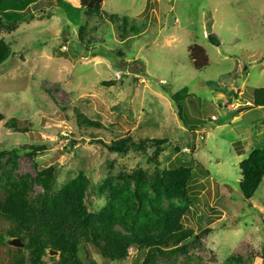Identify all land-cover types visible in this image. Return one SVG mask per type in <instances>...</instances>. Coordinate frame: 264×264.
Instances as JSON below:
<instances>
[{
	"label": "rangeland",
	"instance_id": "rangeland-1",
	"mask_svg": "<svg viewBox=\"0 0 264 264\" xmlns=\"http://www.w3.org/2000/svg\"><path fill=\"white\" fill-rule=\"evenodd\" d=\"M3 13L26 20L17 31L0 33L13 51L0 66V151L18 149V175L55 167L62 185L83 172L90 180L88 210L97 212L107 203L99 193L107 178L154 167L149 148L122 155L94 140L168 139L159 170L193 168L194 197L183 223L198 239L189 254L204 264L252 254L246 264H264V178L251 207L240 189V163L262 147L255 135L263 130L264 107L248 102L264 87V0H104L100 17L88 21L95 49L77 46L87 20L79 0L12 5ZM124 17L139 35L120 37ZM192 45L206 51L202 70L190 60ZM183 89L179 104L193 131L167 94ZM232 103L238 106L229 109ZM77 111L102 128L79 131ZM11 118L28 123L29 132L7 128ZM28 146L45 149L33 154ZM129 253L123 264H134L136 248ZM90 254L96 264H108L93 249Z\"/></svg>",
	"mask_w": 264,
	"mask_h": 264
},
{
	"label": "trees",
	"instance_id": "trees-1",
	"mask_svg": "<svg viewBox=\"0 0 264 264\" xmlns=\"http://www.w3.org/2000/svg\"><path fill=\"white\" fill-rule=\"evenodd\" d=\"M40 1L43 0H0V33H13L26 23L17 14L5 15V9ZM103 3L104 0H79V8L87 20L79 25L78 47L82 44L87 49H95L94 45L99 44L91 35L95 28H88V21L100 17ZM58 5L69 9L60 1ZM117 29L121 38L129 33L140 34V29L130 25L126 17L117 24ZM117 54L123 57L122 52ZM12 55L11 44L0 39V66ZM189 57L197 70L208 65L206 51L200 46H190ZM184 91L167 94L177 104L179 119L193 131L197 127L184 118L182 103L179 104L178 96ZM249 103L264 107V87L254 91ZM3 120L0 114V122ZM77 121L79 131L102 128L99 122L78 111ZM6 126L17 133L30 130L28 123L17 118H11ZM94 142L102 144L110 153L122 155L131 151L146 153L149 148L153 154L147 162L154 167L152 172L139 168L107 178L99 187L107 203L97 212L88 210L86 195L90 180L83 172L62 185L57 183L59 171L55 167L38 171L36 176L18 175V149L0 151V264H46L44 259L49 249L59 253L51 258V264H96L91 259V249L108 264H123L130 257L132 247L137 250L134 264H204L189 254L190 244L198 238L183 223L194 197L191 194L193 168L187 165L163 171L158 168V158L167 149L168 139L145 138L136 142L132 137H125L110 143L99 139ZM28 149L34 154L45 148L28 146ZM34 168L37 170V166ZM240 170V189L251 207V200L264 178V146L253 150L240 163ZM36 187L41 191H36ZM10 237L20 239L24 247L7 246L5 240ZM252 256L232 255L223 264H246Z\"/></svg>",
	"mask_w": 264,
	"mask_h": 264
},
{
	"label": "water",
	"instance_id": "water-1",
	"mask_svg": "<svg viewBox=\"0 0 264 264\" xmlns=\"http://www.w3.org/2000/svg\"><path fill=\"white\" fill-rule=\"evenodd\" d=\"M213 43L215 44H218V42L216 40L213 41ZM5 244L9 247H12V248H23L24 247V244L20 241V239L18 238H7L5 240ZM48 255L51 256V257H56L59 255L58 252L56 251H53L51 249L48 250Z\"/></svg>",
	"mask_w": 264,
	"mask_h": 264
},
{
	"label": "crops",
	"instance_id": "crops-1",
	"mask_svg": "<svg viewBox=\"0 0 264 264\" xmlns=\"http://www.w3.org/2000/svg\"><path fill=\"white\" fill-rule=\"evenodd\" d=\"M219 98H221V99H224L223 98V96L222 95H220L219 96ZM248 104H249V102H248ZM234 105H236V106H238V104L237 103H232L231 105H230V108L229 109H233V107H236V106H234ZM261 108V107H260ZM240 109V108H239ZM243 110H241L240 112H242ZM241 116H243V113L240 115V116H236V117H234V120H237L238 118H240ZM213 117V116H212ZM262 128H263V130L261 131L260 130V132H259V130L258 131H256V135H255V137L257 138V140H260V142H262L261 144H260V146H264V125H262ZM261 129V128H260ZM256 140V141H257ZM261 147V148H262ZM240 153V152H239Z\"/></svg>",
	"mask_w": 264,
	"mask_h": 264
},
{
	"label": "built area",
	"instance_id": "built-area-1",
	"mask_svg": "<svg viewBox=\"0 0 264 264\" xmlns=\"http://www.w3.org/2000/svg\"><path fill=\"white\" fill-rule=\"evenodd\" d=\"M212 120H213V121H216V117H215V116H213V117H212Z\"/></svg>",
	"mask_w": 264,
	"mask_h": 264
}]
</instances>
